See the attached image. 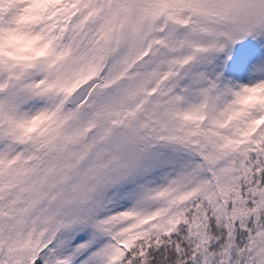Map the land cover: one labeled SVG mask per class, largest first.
I'll return each mask as SVG.
<instances>
[{
	"label": "snow or ice",
	"instance_id": "snow-or-ice-1",
	"mask_svg": "<svg viewBox=\"0 0 264 264\" xmlns=\"http://www.w3.org/2000/svg\"><path fill=\"white\" fill-rule=\"evenodd\" d=\"M0 264H264V0H0Z\"/></svg>",
	"mask_w": 264,
	"mask_h": 264
}]
</instances>
